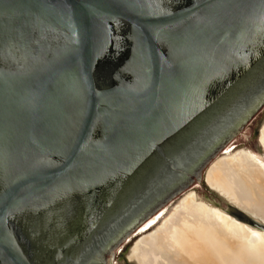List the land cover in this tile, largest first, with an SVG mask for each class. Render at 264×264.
I'll return each mask as SVG.
<instances>
[{
  "label": "water",
  "instance_id": "95a60500",
  "mask_svg": "<svg viewBox=\"0 0 264 264\" xmlns=\"http://www.w3.org/2000/svg\"><path fill=\"white\" fill-rule=\"evenodd\" d=\"M263 104L264 0H0V264H107Z\"/></svg>",
  "mask_w": 264,
  "mask_h": 264
},
{
  "label": "bare ground",
  "instance_id": "6f19581e",
  "mask_svg": "<svg viewBox=\"0 0 264 264\" xmlns=\"http://www.w3.org/2000/svg\"><path fill=\"white\" fill-rule=\"evenodd\" d=\"M247 134L248 129L228 142L222 150L225 149V154L208 166L205 180L233 205L264 223V123L259 135L262 152L250 146L230 151ZM165 212V207L160 208L132 232L136 235L148 230L136 241L128 257L131 261L137 264H264V232L205 201L197 191L190 190L166 216ZM114 253L110 251L107 263Z\"/></svg>",
  "mask_w": 264,
  "mask_h": 264
},
{
  "label": "rangeland",
  "instance_id": "374dc122",
  "mask_svg": "<svg viewBox=\"0 0 264 264\" xmlns=\"http://www.w3.org/2000/svg\"><path fill=\"white\" fill-rule=\"evenodd\" d=\"M253 119H255V121L253 122V124H251ZM263 123H264V104L254 114V116L246 123V125L232 138V139H235L237 136L241 135L242 133H244L248 129L247 137H245V139L242 140L241 142L235 143L230 151H237V149H243V148L250 146L252 150H254L258 153L262 152V147H261L260 142H259V135H260L261 126L263 125ZM224 154H225V149H224V151H220L212 160H210L203 167V169L200 172L199 178L193 184H191L183 192H181L180 194L175 196L173 198V200L169 201L167 204H165L163 206L166 208V211H167L164 213V215L166 216L169 213L171 208H173L178 203V200L183 195H185L190 190H195L201 194V196L203 197V199L205 201L212 203L218 207H221V208L228 210L229 212H231L235 216H238L239 218H241L243 220L245 219L244 221L247 220V222H250L249 223L250 225H253L256 228H259L261 231L264 232V223L253 219L246 212L238 211L237 209L232 207L228 201L222 199L220 196H218L215 192H213L211 189H209L205 185V182H204L205 173H206L208 166L211 164V162L216 157L222 156ZM196 184H197V186H195ZM160 219H161V217H160ZM147 231L140 232L136 235H134L133 233L128 235L129 237L127 236V238H130L129 240H127V238L124 239L123 240L124 242L123 241L121 242L123 244L120 243L119 245L115 246L112 249V251L114 250V252H115L114 257L111 258L107 264H133L132 262H130L131 260L128 258L130 255V252L133 250V247H134L136 241L142 236V234L147 233Z\"/></svg>",
  "mask_w": 264,
  "mask_h": 264
}]
</instances>
